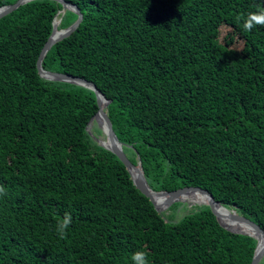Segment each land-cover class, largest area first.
<instances>
[{
	"label": "trees",
	"instance_id": "trees-1",
	"mask_svg": "<svg viewBox=\"0 0 264 264\" xmlns=\"http://www.w3.org/2000/svg\"><path fill=\"white\" fill-rule=\"evenodd\" d=\"M65 1L83 21L43 68L111 100L114 132L155 192L205 190L264 230V25L243 28L264 0ZM62 10L34 0L0 20V264H133L138 251L149 264H252L258 240L216 209L156 210L88 132L94 91L41 78L54 21L79 18Z\"/></svg>",
	"mask_w": 264,
	"mask_h": 264
},
{
	"label": "water",
	"instance_id": "water-1",
	"mask_svg": "<svg viewBox=\"0 0 264 264\" xmlns=\"http://www.w3.org/2000/svg\"><path fill=\"white\" fill-rule=\"evenodd\" d=\"M34 1V0H19L17 3L14 5H9L2 7L0 9V20L9 14L13 13L15 10L20 8L21 6ZM63 5V10L59 13V15H64L67 10L74 11L79 15L78 20L69 28L60 30L59 26L62 22L63 18L59 19V24L57 25L56 20L54 21V30L52 33V36L50 39L47 41L45 44L41 55L39 57L38 63H37V68L39 71V75L41 78L53 82H60V83H70L74 85H79L82 87H86L96 93L97 96V101H98V106H99V111L96 114V116L91 120L89 123V126L87 127L88 132L90 129V126L94 121L97 122L99 129L102 131L103 135L105 136V140L109 141L111 146H106L103 142V139H97L98 143L105 149L111 151L113 154H115L126 166L128 172L131 175V178L136 185V187L146 196L150 199V201L153 203L154 207L158 212H163L164 210L169 209L173 204L175 203H184L180 199V196L185 195L187 193L193 192V191H199L201 192L207 199L208 202L206 204H199V205H204L207 207H210L214 209V206L220 207L222 209H225L229 212H231L230 215L227 217L237 221L241 222L243 224H246L250 226L257 234V236L250 235L245 232H241L239 230H236L232 228L231 226L225 225L223 222V225L225 228L234 233V234H240V235H246L253 237L258 240V246L255 252L254 260L252 264H261L262 260L264 259V248H262L261 242L264 241V230L256 223L252 222L250 219L240 216L236 210H230L223 206L220 202H217L215 198L212 196V194L208 193L205 190H201L195 187H187L183 188L180 190H177L175 192H155L149 185L148 180L145 176L144 169H143V164L141 161V158L139 157V163L138 165H135L132 163V161L129 159L128 155L126 154L124 150V144L118 139L117 135L114 132L112 122L110 120L109 114H108V107L111 104V100H108L105 95L100 92V90L96 87L95 84L88 82L85 79L82 78H77L71 75L63 74V73H56V72H51L47 71L43 68V61L45 57L47 56L48 52L51 50V48L58 42L63 41L64 39L68 38L73 32H75L81 25L83 21V14L79 11L78 7L75 5H72L65 0H54ZM99 117L103 119V123L99 121ZM138 176H136V173ZM155 195H162L164 197H167L166 204L163 207H160L154 198ZM215 210V209H214ZM217 211V210H216ZM219 217L221 221L225 217H223L221 214H219ZM263 239V240H261Z\"/></svg>",
	"mask_w": 264,
	"mask_h": 264
},
{
	"label": "bare ground",
	"instance_id": "bare-ground-1",
	"mask_svg": "<svg viewBox=\"0 0 264 264\" xmlns=\"http://www.w3.org/2000/svg\"><path fill=\"white\" fill-rule=\"evenodd\" d=\"M56 23H57V25L59 24V19H56ZM99 121L101 123H103V119L101 117H99ZM103 142L106 146H109V147L111 146L109 141L103 140ZM135 173H136V176H138L137 172H135ZM154 198L156 200V203L160 207L165 206L167 197H164L162 195H155ZM180 199L182 200V202L190 203L191 205H193V204H206L208 202V199L199 191H193V192L187 193L185 195H182V196H180ZM214 209H216L219 214H221L223 217H225L223 220L228 226H231L232 228L239 230L241 232H245V233H248L250 235L257 236L256 232L250 226L228 218L227 216L230 215L231 212H229L225 209H222L220 207H216V206H214ZM261 240H263V239H261ZM262 242H263L262 248H264V241H262Z\"/></svg>",
	"mask_w": 264,
	"mask_h": 264
},
{
	"label": "clouds",
	"instance_id": "clouds-1",
	"mask_svg": "<svg viewBox=\"0 0 264 264\" xmlns=\"http://www.w3.org/2000/svg\"><path fill=\"white\" fill-rule=\"evenodd\" d=\"M256 25H264V9L250 13L244 22L243 28L245 31H251ZM6 194V190L3 186H0V195ZM72 223V217L69 213H65L63 218L58 221L56 226L57 234L60 238H64L66 230ZM133 264H149L147 253L144 251H138L132 256Z\"/></svg>",
	"mask_w": 264,
	"mask_h": 264
},
{
	"label": "rangeland",
	"instance_id": "rangeland-1",
	"mask_svg": "<svg viewBox=\"0 0 264 264\" xmlns=\"http://www.w3.org/2000/svg\"><path fill=\"white\" fill-rule=\"evenodd\" d=\"M226 31H227V29H224L223 30V35L222 36H224V34L226 33ZM239 47H241V44L239 43ZM98 129H99V126H98V124H97V122L96 121H94L93 123H92V125L90 126V129H89V131H90V133H91V135L94 137V139L96 140V139H103V140H105V136L103 135V136H101V134L98 132ZM184 206H182L180 209H178V211H177V214H176V219L177 220H179L184 214H186L188 211V209H191L192 207H196V206H201V205H199V204H193V205H191L190 203H182ZM174 205V204H173ZM172 205V206H173ZM171 206V207H172ZM170 207V208H171ZM170 208L169 209H167V210H164L163 212H165L166 213V215H171L172 214V212H169L170 211ZM185 209H187V210H185ZM240 215V214H239ZM240 216H242V215H240ZM264 259L262 260V264H264Z\"/></svg>",
	"mask_w": 264,
	"mask_h": 264
}]
</instances>
